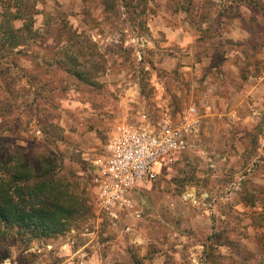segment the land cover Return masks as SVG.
<instances>
[{"label":"rangeland","instance_id":"374dc122","mask_svg":"<svg viewBox=\"0 0 264 264\" xmlns=\"http://www.w3.org/2000/svg\"><path fill=\"white\" fill-rule=\"evenodd\" d=\"M234 1L0 0V23L7 21L0 38L11 36L0 46L10 50L0 53V152L50 155L72 197L56 231L0 225V264H81L90 240L110 255L107 242H124L135 220L115 224L97 211L98 162L108 144L122 126L139 124L143 116L176 120L190 107L206 116L212 95L227 97L241 117L225 107L209 128L204 120L180 159L137 193L144 210L140 222L155 219L153 207L167 213L165 203L172 200L192 206L205 200L224 216L214 214L206 264H222L219 245L231 243L240 261L223 264H264V256L231 241L260 238L264 254V63H253L264 62V12L256 18L258 31L247 20L251 13ZM17 7L18 19L7 16ZM70 26L77 35L60 46ZM60 58L66 66L106 62L101 86L60 72ZM225 58L230 61L223 66ZM231 61L245 68L246 81ZM190 192L196 201L186 199ZM206 192L211 197H203ZM177 210L188 216L185 206ZM199 235L205 239V230Z\"/></svg>","mask_w":264,"mask_h":264},{"label":"trees","instance_id":"16d2710c","mask_svg":"<svg viewBox=\"0 0 264 264\" xmlns=\"http://www.w3.org/2000/svg\"><path fill=\"white\" fill-rule=\"evenodd\" d=\"M234 2L239 3V8H246L251 13V17L247 20H253L255 28L258 31H262V26L256 19L260 12H264L262 0H235ZM256 9L259 10V13L256 12ZM14 10L16 13H8L7 16L10 15L18 19L22 11L18 7L14 8ZM219 16H221L219 21L222 24L221 18L224 15L219 14ZM6 22L0 23V29L5 27ZM245 29L250 32L248 28L245 27ZM66 32L70 34L68 36L69 39L61 41L60 46L63 43L71 44L72 36L77 35L71 26ZM10 37L0 38V46L2 47L5 39L8 40ZM76 45L74 48H76ZM256 45L257 42H255L254 46ZM262 48H264V43ZM3 52L6 54L10 50L3 51L1 48L0 53ZM253 52L258 54L256 50ZM76 54L79 55L81 53L77 51ZM244 56L247 57L248 55L244 53ZM1 58L2 56L0 55ZM55 59L57 58H53L54 61ZM68 60L70 61V58ZM229 61V58H225L223 66ZM56 63L60 72L74 78L75 81H83L86 85L95 89L101 86L99 78L101 74L105 73L106 62L102 61L98 64H93L87 60L84 62L85 65L71 62L70 66H66L60 58ZM253 63L261 64L264 62L255 60ZM231 65L239 70L241 79L246 81L245 68L233 61H231ZM35 78L37 79V77ZM38 80L42 81L39 77ZM59 173V167L56 166V162L50 155L38 153L33 156L25 152L9 153L7 155L0 152V225L17 227L19 231L29 230V227H34L42 232L44 229L47 232L48 230L56 231L63 220L62 214L68 213L70 207H72L71 194L62 178H60Z\"/></svg>","mask_w":264,"mask_h":264},{"label":"crops","instance_id":"0c3cea01","mask_svg":"<svg viewBox=\"0 0 264 264\" xmlns=\"http://www.w3.org/2000/svg\"><path fill=\"white\" fill-rule=\"evenodd\" d=\"M228 71L227 68L224 70ZM241 79V78H240ZM242 80V79H241ZM253 95H256L258 90ZM257 97V96H256ZM219 99V100H217ZM229 99V98H228ZM214 102H217L214 105ZM209 106V113L206 116H201L202 123H206V128H209V124L215 117L222 118L226 111L225 107H230V114L233 117H241V110L234 105H231L227 97L212 95V100ZM213 108V109H212ZM208 112V111H207ZM205 120V121H204ZM211 192H206L204 196L211 197ZM187 197H196L195 192H190ZM198 199V198H197ZM198 199L197 205L192 206L189 202L172 200L169 203H165V209L167 213L160 214L162 209L153 207L152 213L155 215V219L144 220L147 223L148 230L142 233V224L140 221L135 220L129 222V227L126 229L124 236V242H120L118 239H111L107 243L111 247V254L104 256L100 253V248L97 244L91 240L85 242L83 247H90L87 251H83L84 258L81 264H99L98 260L105 261L106 264H116L115 257H119L123 264H143L150 262L151 264H206L209 263L207 254L209 252L210 233L213 232L215 223V212L219 216H224L216 210V205L205 204V200L200 204ZM185 206L189 213L188 216L183 218L177 207ZM203 206V207H202ZM142 219V218H141ZM206 232V238L200 237L199 232ZM233 245H241L243 249L248 250L252 256L263 257V246L260 238L251 237V239H245L241 237L231 238ZM158 249L157 253L151 254V249ZM64 248H70L69 245H64ZM221 250L222 264L226 261H240V258L233 252L232 243L227 245H219ZM82 249L75 251L72 254L77 255L81 253ZM136 261V263H135ZM213 264V263H212ZM240 264V262H239Z\"/></svg>","mask_w":264,"mask_h":264},{"label":"built area","instance_id":"2783aa9c","mask_svg":"<svg viewBox=\"0 0 264 264\" xmlns=\"http://www.w3.org/2000/svg\"><path fill=\"white\" fill-rule=\"evenodd\" d=\"M142 118L139 124L122 126L108 144L105 159L98 162L97 211L115 224L143 217L137 193L180 159L202 126L195 107L176 120L166 115L154 121ZM186 199L196 201V197Z\"/></svg>","mask_w":264,"mask_h":264}]
</instances>
